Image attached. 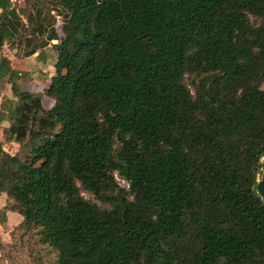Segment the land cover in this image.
<instances>
[{
    "label": "trees",
    "instance_id": "obj_1",
    "mask_svg": "<svg viewBox=\"0 0 264 264\" xmlns=\"http://www.w3.org/2000/svg\"><path fill=\"white\" fill-rule=\"evenodd\" d=\"M45 2L30 31L0 0L19 228L51 264H264V0H52L61 34ZM18 42L23 60L53 47L40 94Z\"/></svg>",
    "mask_w": 264,
    "mask_h": 264
},
{
    "label": "rangeland",
    "instance_id": "obj_2",
    "mask_svg": "<svg viewBox=\"0 0 264 264\" xmlns=\"http://www.w3.org/2000/svg\"><path fill=\"white\" fill-rule=\"evenodd\" d=\"M33 3L34 0H13V6L17 8L22 21L30 31H34L38 24L35 19L30 21V16H33L35 11ZM52 8V0H46L43 13L47 17H51V21L53 20L56 29L61 34V23L56 19V13L52 11ZM10 47L9 44L6 45V51L8 48L7 53L11 52L10 58L14 66L28 72L24 88L34 94L42 93L43 89L49 85L54 72L55 58L51 44L45 48H39L38 53L24 58V60L18 56V53L23 55L25 50L20 42L12 49ZM9 97H14L11 85L0 82V104ZM43 100L46 108L53 104V101L46 96L43 97ZM8 124L7 120L0 122V139H2L3 128ZM3 146L7 152L20 157L24 156L27 151L23 143L15 141L3 140ZM117 179L122 185L128 186V183L122 178L117 177ZM86 196L89 197L88 194ZM23 211L24 208L20 202L8 197L5 193L0 195V264H51L48 256L41 253L39 245L37 246V243L30 240L31 237L19 228L23 221ZM38 254H43V256Z\"/></svg>",
    "mask_w": 264,
    "mask_h": 264
},
{
    "label": "water",
    "instance_id": "obj_3",
    "mask_svg": "<svg viewBox=\"0 0 264 264\" xmlns=\"http://www.w3.org/2000/svg\"><path fill=\"white\" fill-rule=\"evenodd\" d=\"M263 164H264V157H263ZM257 191L264 202V166L262 169L261 178L259 179L258 184H257Z\"/></svg>",
    "mask_w": 264,
    "mask_h": 264
},
{
    "label": "crops",
    "instance_id": "obj_4",
    "mask_svg": "<svg viewBox=\"0 0 264 264\" xmlns=\"http://www.w3.org/2000/svg\"><path fill=\"white\" fill-rule=\"evenodd\" d=\"M54 73V72H53ZM53 75V74H52Z\"/></svg>",
    "mask_w": 264,
    "mask_h": 264
}]
</instances>
